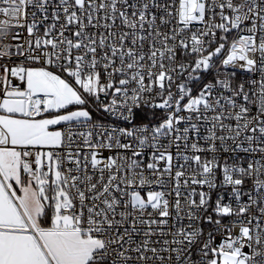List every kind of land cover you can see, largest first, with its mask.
Instances as JSON below:
<instances>
[{
    "label": "snow or ice",
    "instance_id": "6c2138e0",
    "mask_svg": "<svg viewBox=\"0 0 264 264\" xmlns=\"http://www.w3.org/2000/svg\"><path fill=\"white\" fill-rule=\"evenodd\" d=\"M0 264H264V0H0Z\"/></svg>",
    "mask_w": 264,
    "mask_h": 264
},
{
    "label": "built area",
    "instance_id": "2783aa9c",
    "mask_svg": "<svg viewBox=\"0 0 264 264\" xmlns=\"http://www.w3.org/2000/svg\"><path fill=\"white\" fill-rule=\"evenodd\" d=\"M240 155H241V158H243V157H244V154H243V153H241Z\"/></svg>",
    "mask_w": 264,
    "mask_h": 264
}]
</instances>
